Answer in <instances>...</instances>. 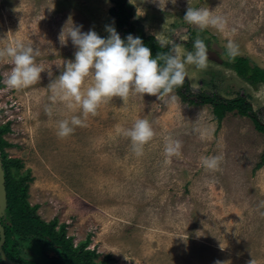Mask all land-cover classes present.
I'll return each instance as SVG.
<instances>
[{
    "label": "rangeland",
    "instance_id": "374dc122",
    "mask_svg": "<svg viewBox=\"0 0 264 264\" xmlns=\"http://www.w3.org/2000/svg\"><path fill=\"white\" fill-rule=\"evenodd\" d=\"M126 2L136 36L167 39L187 50L197 36L205 41L207 67L188 66L192 91L244 97L263 120L264 89L236 75L226 42L238 45L237 57L264 69V0ZM112 7L110 0H0V48L14 39L34 43L44 69L35 83L9 88L11 64L0 58V126L10 130L2 135L10 145L4 152L22 165L11 172L27 176L28 204L37 206L43 222L56 220L55 230L64 225L73 246L88 240L85 249L96 252L97 264H264V164L255 169L264 136L249 118L232 112L218 124L210 105L134 92L102 102L95 115L83 114L54 92L63 62L75 51L70 40L60 44L62 27L72 21L107 37ZM187 7L209 8L225 19V30L199 31L183 19ZM90 82L86 78L85 87ZM71 115L84 125L58 136V121ZM138 118L154 132L140 155L119 131ZM168 139L180 141L170 156L164 150ZM205 155H219V167L204 168ZM20 251L48 263L38 247Z\"/></svg>",
    "mask_w": 264,
    "mask_h": 264
},
{
    "label": "clouds",
    "instance_id": "9594fccd",
    "mask_svg": "<svg viewBox=\"0 0 264 264\" xmlns=\"http://www.w3.org/2000/svg\"><path fill=\"white\" fill-rule=\"evenodd\" d=\"M171 2L175 3V0ZM183 19L197 26L199 31L210 26L224 31L226 27L225 19L209 8L187 7ZM64 26L59 33V42L65 45L70 40L75 51L72 59L63 62V70L58 80L53 82L54 92L70 109L76 105L83 114L95 115L102 102L112 97L127 98L131 92L142 97L147 93L177 101L175 89L181 87L188 77V66L204 69L209 62L208 46L199 36L194 39L192 50L172 43L169 51H157L153 55L140 36L128 33L122 39L114 25L105 26L107 37L98 35L91 28L82 31V25L72 21L66 30ZM157 42L161 47L169 43L167 39ZM238 51V45L231 39L227 40L228 57L234 58ZM37 55L34 43H26L22 39H14L0 48V58H7L11 64L5 77L9 88H23L40 79L44 69L36 62ZM86 78L91 82L85 87ZM84 123L78 115L61 119L57 123V135L68 136L74 131V126H83ZM119 131L130 139L136 155L142 154L144 144L154 135L150 122L144 118L136 119L131 127ZM211 131L209 126L205 135L210 137ZM179 147L180 141L168 139L164 150L170 156L177 153ZM220 159L219 155H205L200 162L204 168L214 170L219 167ZM215 264L221 262L216 261Z\"/></svg>",
    "mask_w": 264,
    "mask_h": 264
},
{
    "label": "trees",
    "instance_id": "16d2710c",
    "mask_svg": "<svg viewBox=\"0 0 264 264\" xmlns=\"http://www.w3.org/2000/svg\"><path fill=\"white\" fill-rule=\"evenodd\" d=\"M113 7L109 10L114 18V27L123 39L128 33L134 34L135 25L130 22L131 7L127 0H110ZM192 38L194 34H191ZM138 36L148 45L155 55L157 51L167 52L171 43L161 47L152 35L140 33ZM190 46V44H186ZM190 48V47H189ZM227 54V53H226ZM238 77L249 83L252 87L261 85L264 89V69L253 65L246 57H237L227 62ZM227 64V65H228ZM0 88L2 84L0 83ZM179 99L190 105H210L214 120L219 124L225 114L235 112L240 117L249 118L254 124L257 132L264 136V110L261 112L263 120L257 118L249 102L244 97L225 99L217 94H207L192 91L189 81L186 78L181 87L175 89ZM8 125L0 126V162L4 177V188L6 195V208L0 218V225L3 230V241L1 249L10 261L17 264H39L22 256L20 248L38 247L41 254L47 260V264H97L94 258L97 256L94 250L85 249L88 240L79 246H73L72 239L66 236L64 225L55 230L56 220L45 223L36 214L37 206H30L26 200L27 176H13L11 169L18 170L21 164L18 160L7 158L4 148L9 147L2 135L8 133ZM264 164V151L255 169ZM0 264H5L0 256ZM99 264H108L107 259Z\"/></svg>",
    "mask_w": 264,
    "mask_h": 264
},
{
    "label": "water",
    "instance_id": "95a60500",
    "mask_svg": "<svg viewBox=\"0 0 264 264\" xmlns=\"http://www.w3.org/2000/svg\"><path fill=\"white\" fill-rule=\"evenodd\" d=\"M6 208V195H5V188H4V177H3V171L2 166L0 162V218L4 213V210ZM3 241V230L0 225V256L1 258L7 263V264H16L11 261H8L1 250V245Z\"/></svg>",
    "mask_w": 264,
    "mask_h": 264
},
{
    "label": "flooded vegetation",
    "instance_id": "af4514ba",
    "mask_svg": "<svg viewBox=\"0 0 264 264\" xmlns=\"http://www.w3.org/2000/svg\"><path fill=\"white\" fill-rule=\"evenodd\" d=\"M2 250V249H1ZM2 253H3V251H2ZM4 254V253H3ZM5 256V255H4ZM5 258H6V256H5ZM2 259V258H1ZM7 259V258H6ZM3 260V259H2ZM8 260V259H7ZM8 261H10V260H8ZM3 262L5 263V264H7L4 260H3ZM11 262H13V261H11ZM13 263H15V262H13ZM17 264V263H16Z\"/></svg>",
    "mask_w": 264,
    "mask_h": 264
}]
</instances>
